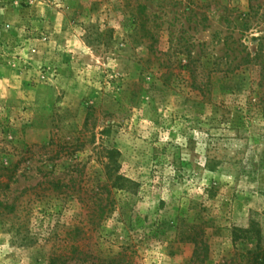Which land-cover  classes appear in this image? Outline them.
<instances>
[{
    "label": "rangeland",
    "instance_id": "1",
    "mask_svg": "<svg viewBox=\"0 0 264 264\" xmlns=\"http://www.w3.org/2000/svg\"><path fill=\"white\" fill-rule=\"evenodd\" d=\"M254 221L264 0H0V264H249Z\"/></svg>",
    "mask_w": 264,
    "mask_h": 264
},
{
    "label": "trees",
    "instance_id": "2",
    "mask_svg": "<svg viewBox=\"0 0 264 264\" xmlns=\"http://www.w3.org/2000/svg\"><path fill=\"white\" fill-rule=\"evenodd\" d=\"M234 240L248 238V236L255 235L258 239V244L255 251L248 253L249 255V264H264V246L261 245L262 242V233L259 226V223L251 222L247 229H235L234 230ZM241 234V235H239ZM190 242H195L193 238H188ZM49 264H66L62 258H54L50 261Z\"/></svg>",
    "mask_w": 264,
    "mask_h": 264
}]
</instances>
